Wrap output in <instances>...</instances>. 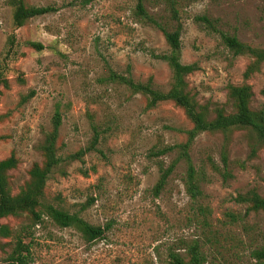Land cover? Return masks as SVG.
<instances>
[{"label": "rangeland", "instance_id": "rangeland-1", "mask_svg": "<svg viewBox=\"0 0 264 264\" xmlns=\"http://www.w3.org/2000/svg\"><path fill=\"white\" fill-rule=\"evenodd\" d=\"M17 1L0 0V78L7 80L0 84V159L17 158L8 172L11 193L41 163L39 145L58 109L61 154L86 147L96 133L98 142L81 160L64 164L65 175L52 173L45 201L109 225L103 237L88 241L75 227L45 218L32 229L31 264H167L170 250L184 254L192 240L200 242L205 264H255L250 251L264 245V210L247 211L235 200L249 190L264 193V145L248 131L233 130L227 140L221 131L195 137L189 153L200 179L197 198L186 189L183 160L154 193L158 161L167 167L178 150L154 153L185 142L192 123L172 100L149 106L147 95L110 77L130 75L162 91L172 83V69L159 57L170 50L165 37L136 15L135 0H22L55 10L19 27L12 17ZM145 7L170 29L181 24V61L196 65L186 75L187 90L210 117L217 108L235 109L230 84H250V107L264 110V62L245 78L251 57L233 54L220 35L264 48V0H180L178 19L165 3ZM29 223L27 214L0 219L13 232ZM13 246V236L0 234V262Z\"/></svg>", "mask_w": 264, "mask_h": 264}, {"label": "trees", "instance_id": "trees-1", "mask_svg": "<svg viewBox=\"0 0 264 264\" xmlns=\"http://www.w3.org/2000/svg\"><path fill=\"white\" fill-rule=\"evenodd\" d=\"M147 1H151L155 5L165 3L168 5L171 16L178 19L177 4L180 0H135L136 15L146 22L159 27L169 46V53L160 54L159 57L166 60L172 69L171 86L167 91H162L153 87L151 81H135L130 75L118 74L113 71L110 73V77L113 80L126 84L133 92H141L147 95L149 106H154L159 101L170 99L183 108L186 116L192 123V127L186 131L187 138L185 142L165 146L154 153V155L158 156L175 149L178 150L177 157L167 167H164L163 161H158L160 174L153 188L154 193L157 195L177 162L183 160L186 163L187 170L185 178L186 189L191 197L197 198L201 194L200 179L197 176L198 172L189 153L195 137L204 131H221L227 140L231 131L244 129L252 135L257 145H264V110H255L250 107V100L253 95L250 84H230L228 95L235 109L227 112L223 108H217L214 115L210 117L207 107L199 105L187 90L186 75L194 71L196 65L181 61V24L178 23L173 29L162 25L147 11L145 7ZM14 4L15 8L12 17L13 23L17 27L25 24L29 18L55 10L53 6L49 5H26L22 0H18ZM199 19L209 24L211 22L205 16H200ZM220 35L222 42L233 54L251 57L252 60L244 72L245 78L260 68V65L264 62V48L248 45L240 41L235 35H229L224 32H221ZM30 44L40 50L44 47L40 42H30ZM6 81L5 78H0V84L2 83L6 86ZM261 93L264 95V88L261 90ZM60 125L61 113L56 109L52 118V127L45 134L39 145L42 161L41 163L35 162L31 165L28 172V180L16 194L11 193L8 172L16 166L17 158L11 154L6 158L0 159V219L22 214H27L30 218L29 224L21 226L15 232L8 225L0 224L1 235H11L14 237V246L11 252L0 264H31L33 260L31 245L32 229L36 225L44 223L45 218L60 227H75L88 241H94L97 238L103 237L105 231L109 229V225L91 224L77 213H71L60 206L45 201L44 188L52 173L58 171L62 175H65L64 164L70 163L75 159L81 160L87 151L96 149L98 142V134L96 133L90 144L86 147L66 155L61 154L56 145ZM252 149L255 151V147ZM226 154V148L223 147L222 160L224 163L227 162ZM235 200L240 203H246L247 211L257 212L264 210V193L261 194L255 190H249L244 194H238ZM202 211H204L203 215L206 218L208 209L202 208ZM230 216H233V214H230ZM27 237L30 239L25 241ZM183 248L185 249L184 254L180 251L170 250L168 252L167 264H205V255L198 240L186 243ZM250 256L255 264H264V245L253 248L250 251Z\"/></svg>", "mask_w": 264, "mask_h": 264}]
</instances>
